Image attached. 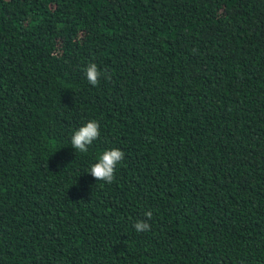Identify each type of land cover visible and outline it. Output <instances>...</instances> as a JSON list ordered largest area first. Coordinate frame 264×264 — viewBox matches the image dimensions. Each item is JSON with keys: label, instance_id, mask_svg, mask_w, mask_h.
Masks as SVG:
<instances>
[{"label": "trees", "instance_id": "16d2710c", "mask_svg": "<svg viewBox=\"0 0 264 264\" xmlns=\"http://www.w3.org/2000/svg\"><path fill=\"white\" fill-rule=\"evenodd\" d=\"M0 264H264V0H0Z\"/></svg>", "mask_w": 264, "mask_h": 264}, {"label": "clouds", "instance_id": "9594fccd", "mask_svg": "<svg viewBox=\"0 0 264 264\" xmlns=\"http://www.w3.org/2000/svg\"><path fill=\"white\" fill-rule=\"evenodd\" d=\"M100 76L101 73L97 65L95 63L89 64L86 68V78L88 82L93 86H97ZM107 78L110 79V77ZM99 135V123L95 120L89 121L76 130L71 136V146L75 149L76 153H87L89 146L98 139ZM124 158L125 153L118 148L105 150L98 156L97 162L92 164L88 173H90L95 180L110 184L115 180L116 166L121 163ZM145 215L150 220L152 212H146ZM133 227L137 232H147L151 229V225L145 220L137 221Z\"/></svg>", "mask_w": 264, "mask_h": 264}]
</instances>
